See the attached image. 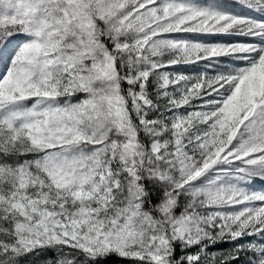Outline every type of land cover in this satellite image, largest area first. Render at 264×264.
Returning <instances> with one entry per match:
<instances>
[{"label":"snow or ice","instance_id":"6c2138e0","mask_svg":"<svg viewBox=\"0 0 264 264\" xmlns=\"http://www.w3.org/2000/svg\"><path fill=\"white\" fill-rule=\"evenodd\" d=\"M0 264H264V0H0Z\"/></svg>","mask_w":264,"mask_h":264},{"label":"rangeland","instance_id":"374dc122","mask_svg":"<svg viewBox=\"0 0 264 264\" xmlns=\"http://www.w3.org/2000/svg\"><path fill=\"white\" fill-rule=\"evenodd\" d=\"M224 247H227V245H224Z\"/></svg>","mask_w":264,"mask_h":264}]
</instances>
